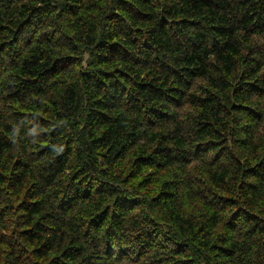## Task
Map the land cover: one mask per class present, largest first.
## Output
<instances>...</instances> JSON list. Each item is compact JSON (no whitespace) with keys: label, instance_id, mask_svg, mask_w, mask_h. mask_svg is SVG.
<instances>
[{"label":"trees","instance_id":"1","mask_svg":"<svg viewBox=\"0 0 264 264\" xmlns=\"http://www.w3.org/2000/svg\"><path fill=\"white\" fill-rule=\"evenodd\" d=\"M0 264H264V0H0Z\"/></svg>","mask_w":264,"mask_h":264},{"label":"rangeland","instance_id":"2","mask_svg":"<svg viewBox=\"0 0 264 264\" xmlns=\"http://www.w3.org/2000/svg\"><path fill=\"white\" fill-rule=\"evenodd\" d=\"M261 44H262V43H261ZM261 44H260V45H261Z\"/></svg>","mask_w":264,"mask_h":264}]
</instances>
